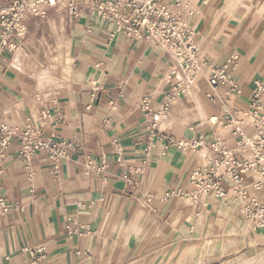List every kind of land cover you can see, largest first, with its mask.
Masks as SVG:
<instances>
[{"label": "crops", "instance_id": "obj_1", "mask_svg": "<svg viewBox=\"0 0 264 264\" xmlns=\"http://www.w3.org/2000/svg\"><path fill=\"white\" fill-rule=\"evenodd\" d=\"M79 9L77 17L60 6L45 16L26 15V37L0 59V120L19 133L30 125L44 138L69 144L58 162L39 151L28 164L18 135L4 149L1 182L12 209L0 213V264H180L183 251L206 240L216 247L217 264L232 262L238 242L264 233L250 227L243 238L239 234L242 201L233 199L232 182L224 185L226 200L204 196L195 204L178 194L191 189L193 169L211 157L210 143L218 136L232 140L218 100L208 97L225 89L208 86L206 68L159 125L176 139H202L203 150L170 146L163 154L158 142L148 153L139 103L145 96L155 105L163 100L174 83V61L154 40L111 37L112 22ZM201 19L196 10L194 30ZM200 47L211 66L240 54L233 77L241 93L231 102L248 108L256 81L264 82V18L251 16ZM3 137L0 132V152ZM136 169L142 170L131 185L125 175ZM257 178L250 173L246 182ZM233 201L239 207L230 210ZM70 217L92 232L69 235Z\"/></svg>", "mask_w": 264, "mask_h": 264}, {"label": "built area", "instance_id": "obj_2", "mask_svg": "<svg viewBox=\"0 0 264 264\" xmlns=\"http://www.w3.org/2000/svg\"><path fill=\"white\" fill-rule=\"evenodd\" d=\"M83 5L92 15L112 22L115 26L111 37L122 33L135 40L151 39L163 47L174 67L170 77L174 81L164 93L163 100L155 105L151 96H145L139 103L149 132L148 153L158 142L164 144L163 154L170 146L181 149L203 150V140L176 139L159 128L162 121L170 119L172 107L178 100L187 97L198 77L206 68L210 69L208 86L217 91L225 89L223 95L209 93L212 103L219 102L221 123L231 128V141L216 137L209 145L211 157L197 165L191 174V189L180 190L178 194L190 198L197 204L204 196L217 199L228 198L225 183L232 182L233 199H241L239 214L253 231L264 230V82L256 81L250 105L239 109L231 102L234 95L241 93V88L233 77L239 65L240 54L233 53L222 63L211 66L202 54L191 18L195 10L187 0H14L5 5L0 0V59L5 51L15 50L27 35L25 17L28 14L45 16L49 7L66 8L74 17L79 16V6ZM46 115V114H45ZM48 116V114H47ZM249 128L253 130L248 131ZM0 213L7 214L12 207L3 193L1 178L4 172V149L14 136L21 140L20 154L29 164L30 158L39 151L46 153L58 162L69 154V144L44 138L42 130L27 125L22 131L0 120ZM115 153L120 162H124L123 148L114 141ZM106 165L97 170L104 171ZM142 169L131 170L125 179L131 185L137 182L134 173ZM255 173L258 178L251 184L247 176ZM69 235L91 233L89 227L79 225L75 218H68Z\"/></svg>", "mask_w": 264, "mask_h": 264}, {"label": "rangeland", "instance_id": "obj_3", "mask_svg": "<svg viewBox=\"0 0 264 264\" xmlns=\"http://www.w3.org/2000/svg\"><path fill=\"white\" fill-rule=\"evenodd\" d=\"M191 9L202 14L200 24L194 30L196 39L201 45L208 44L229 33L237 24L244 23L251 16L264 18V0H187ZM208 33V34H207ZM230 210L239 207V201L230 203ZM244 222V223H243ZM238 231L243 238L250 226L238 214ZM228 231V230H227ZM230 231H228V234ZM249 236V235H248ZM224 245H222L223 247ZM216 247L211 241H203L183 251L180 264H217ZM235 251L238 253L228 264H264V233L257 232L249 243L238 242ZM188 257H191L187 259ZM187 260H190L187 262ZM222 264H225L224 261Z\"/></svg>", "mask_w": 264, "mask_h": 264}]
</instances>
